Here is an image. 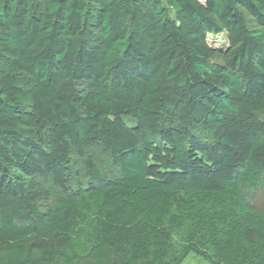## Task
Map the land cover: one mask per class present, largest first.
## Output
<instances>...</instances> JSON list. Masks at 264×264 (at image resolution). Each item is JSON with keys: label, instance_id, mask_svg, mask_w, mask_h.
Returning <instances> with one entry per match:
<instances>
[{"label": "trees", "instance_id": "obj_1", "mask_svg": "<svg viewBox=\"0 0 264 264\" xmlns=\"http://www.w3.org/2000/svg\"><path fill=\"white\" fill-rule=\"evenodd\" d=\"M247 190L264 0H0V264H264Z\"/></svg>", "mask_w": 264, "mask_h": 264}, {"label": "rangeland", "instance_id": "obj_2", "mask_svg": "<svg viewBox=\"0 0 264 264\" xmlns=\"http://www.w3.org/2000/svg\"><path fill=\"white\" fill-rule=\"evenodd\" d=\"M201 1L205 2V0H201ZM209 40H210V44L216 48L224 50L225 48L228 47V39L225 34L209 36ZM98 152L99 150L96 149L89 150V153L96 155L98 154ZM99 159L105 163L103 166L105 169H102L103 171L111 172V173L116 172V168L114 167L111 168L110 165L111 161L109 160V158L99 156ZM76 164L79 166V169L76 171V173L80 175L81 179H85L84 169L81 165L82 160L78 159ZM42 188L49 189L50 191H52L53 190L52 188L54 187L51 185V183L47 182L46 184L42 185ZM246 195L248 196V199L251 198L252 201H254L255 205L257 206V209L264 210V191L257 192L255 190L253 191L247 190ZM42 206H44V202H42ZM183 264H202V262L196 256H190L187 260H185Z\"/></svg>", "mask_w": 264, "mask_h": 264}]
</instances>
